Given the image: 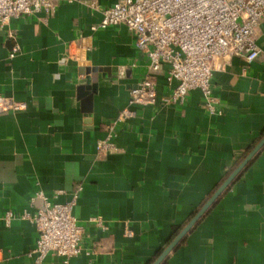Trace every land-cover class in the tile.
Segmentation results:
<instances>
[{"label": "crops", "instance_id": "1", "mask_svg": "<svg viewBox=\"0 0 264 264\" xmlns=\"http://www.w3.org/2000/svg\"><path fill=\"white\" fill-rule=\"evenodd\" d=\"M92 1L54 0L50 16L0 26V94L27 103L0 112V264H35L39 233L23 215L43 206L41 197L32 201L40 191L60 202L78 193L86 250L68 264L154 262L177 236L170 240L174 227L182 230L264 138V16L262 55L236 56L214 71L221 113L211 115L199 89L184 105H129L146 54L126 26L93 30L102 12ZM157 80L162 96L165 74ZM127 106L133 115L114 126L117 150L99 153L97 142ZM167 257L169 264H264V145ZM42 264L64 260L50 254Z\"/></svg>", "mask_w": 264, "mask_h": 264}, {"label": "built area", "instance_id": "2", "mask_svg": "<svg viewBox=\"0 0 264 264\" xmlns=\"http://www.w3.org/2000/svg\"><path fill=\"white\" fill-rule=\"evenodd\" d=\"M90 6L102 12V19L93 30L126 26L135 34L136 47L146 54L147 69L131 89L129 105H184L190 92L199 89L209 114L221 113L212 85L214 71L233 57L252 62L263 53L258 40L264 0H118L107 7L93 0ZM55 10L54 0H0V26L13 18L50 16ZM20 49L19 44L14 45L10 56ZM161 73L165 74L168 87L162 96L157 90ZM25 108L26 102L0 94V112ZM132 115L130 106L119 112L108 136L97 142L99 153L117 150L114 126ZM39 197L44 200L43 206L23 215L39 233L31 251L35 264H42L50 254L62 257L64 264H68L72 257L86 250L84 228L74 212L78 193L75 191L70 200L60 202L48 199L40 191L32 201ZM12 217L13 213L7 211V220ZM90 221L105 226L101 216L90 217Z\"/></svg>", "mask_w": 264, "mask_h": 264}, {"label": "water", "instance_id": "3", "mask_svg": "<svg viewBox=\"0 0 264 264\" xmlns=\"http://www.w3.org/2000/svg\"><path fill=\"white\" fill-rule=\"evenodd\" d=\"M91 70L96 71V69H90L88 80L94 78L91 74ZM264 145V138L258 143V145L251 151V153L244 159V161L223 181V183L217 188V190L210 196V198L202 205V207L197 211V213L192 217V219L184 226V228L177 234V236L163 249L160 255L152 264H160L171 251H173L177 245L184 239V237L190 232V230L198 223V221L205 215V213L210 209V207L215 203V201L222 195V193L231 185L235 178L241 173V171L246 167L249 161L253 158L256 152Z\"/></svg>", "mask_w": 264, "mask_h": 264}, {"label": "trees", "instance_id": "4", "mask_svg": "<svg viewBox=\"0 0 264 264\" xmlns=\"http://www.w3.org/2000/svg\"><path fill=\"white\" fill-rule=\"evenodd\" d=\"M216 201H217V200H216ZM216 201H215V203H216ZM215 203H214V204H215ZM214 204H213V205H214ZM213 205H212V206H213ZM212 206H211V207H212ZM211 207H210V209H211ZM210 209H209V210H210ZM209 210H208V211H209ZM195 212H196V211H195ZM193 214H194V213H193ZM181 228H182L181 226H175V227H174L173 235H172V237H171L170 240H172V239H173V238L179 233V231L181 230ZM182 241H183V240H182ZM182 241H181V242H182ZM169 242H170V241H169ZM181 242H180V243H181ZM161 251H162V249L158 252V254H157L156 256H158V255L160 254ZM154 259H155V258H154ZM154 259H153V260H154ZM153 260H152L149 264H151V263L153 262ZM160 264H169V263H168V257L165 258Z\"/></svg>", "mask_w": 264, "mask_h": 264}]
</instances>
